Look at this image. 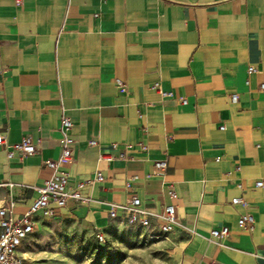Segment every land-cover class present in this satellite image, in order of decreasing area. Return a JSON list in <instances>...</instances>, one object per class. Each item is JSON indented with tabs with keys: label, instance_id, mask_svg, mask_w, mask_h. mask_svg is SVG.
I'll use <instances>...</instances> for the list:
<instances>
[{
	"label": "crops",
	"instance_id": "0c3cea01",
	"mask_svg": "<svg viewBox=\"0 0 264 264\" xmlns=\"http://www.w3.org/2000/svg\"><path fill=\"white\" fill-rule=\"evenodd\" d=\"M262 83L264 0H0V209L13 202L19 218L37 199L66 117L69 187L105 180L56 219L104 232L109 204L137 197L175 206L179 264H264ZM25 137L36 154L8 159ZM246 214L253 230L238 225Z\"/></svg>",
	"mask_w": 264,
	"mask_h": 264
},
{
	"label": "built area",
	"instance_id": "2783aa9c",
	"mask_svg": "<svg viewBox=\"0 0 264 264\" xmlns=\"http://www.w3.org/2000/svg\"><path fill=\"white\" fill-rule=\"evenodd\" d=\"M257 70L254 67L248 69V74H254ZM124 89L122 83H118ZM155 90L160 91V86L156 85ZM260 90L264 92V83L260 85ZM231 102L236 104L238 96L232 95ZM186 104V101H183ZM72 121L64 117L61 121V131L63 140L61 145V156L57 161H45L44 166L51 169L53 174L50 179L45 181L44 185L38 187V197L31 207L19 218L13 217L14 203L10 202L6 207L0 209V264H25L24 247L30 237L35 233V228L40 221L55 220L61 210L67 207L70 200L82 202L87 200L83 196V190L94 183H103L104 177L98 173L93 181L78 183L71 188L68 184V174L61 170V166L73 161L74 139L70 135ZM97 142H90V146H96ZM0 146H6L5 139L0 135ZM7 151L8 159L18 153L22 157L36 154L37 149L29 137L22 139L20 143L14 144ZM124 158V155L121 156ZM167 167L165 161L155 163L157 172H163ZM12 188L13 184H8ZM258 188L264 186L263 181L256 183ZM171 198L176 199V193L173 189L169 191ZM232 205H243L247 207L244 199L232 200ZM109 217L114 221L121 222L129 227L136 229L140 237L148 242H157L170 237L180 226L176 220V208L173 205L165 206L163 213L159 214L143 207L142 202L137 197H132L125 204H109ZM254 217L246 214L239 219L238 225L241 228L253 230ZM230 235V229L227 227L221 230L212 231L211 237L227 238ZM97 239L103 243L105 236L98 232ZM216 264V263H212Z\"/></svg>",
	"mask_w": 264,
	"mask_h": 264
},
{
	"label": "rangeland",
	"instance_id": "374dc122",
	"mask_svg": "<svg viewBox=\"0 0 264 264\" xmlns=\"http://www.w3.org/2000/svg\"><path fill=\"white\" fill-rule=\"evenodd\" d=\"M100 243L97 231L70 218L40 221L24 247L25 264H179L168 239L148 242L114 222Z\"/></svg>",
	"mask_w": 264,
	"mask_h": 264
},
{
	"label": "trees",
	"instance_id": "16d2710c",
	"mask_svg": "<svg viewBox=\"0 0 264 264\" xmlns=\"http://www.w3.org/2000/svg\"><path fill=\"white\" fill-rule=\"evenodd\" d=\"M121 223V222H120ZM123 224V223H122ZM103 234L105 233V231L104 232H102ZM97 234H98V232H97ZM105 236V235H104ZM105 241V240H104Z\"/></svg>",
	"mask_w": 264,
	"mask_h": 264
}]
</instances>
